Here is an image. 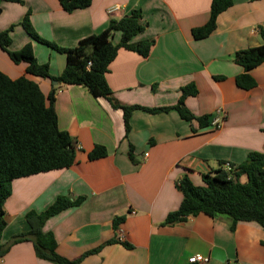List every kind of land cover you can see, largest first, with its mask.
<instances>
[{
    "label": "crops",
    "instance_id": "crops-1",
    "mask_svg": "<svg viewBox=\"0 0 264 264\" xmlns=\"http://www.w3.org/2000/svg\"><path fill=\"white\" fill-rule=\"evenodd\" d=\"M212 1L92 0L89 8L72 13L58 0L3 4L0 32L15 26L11 50L31 45L38 62L48 65L54 77L65 70L67 57L26 33L21 23L28 11L38 35L66 49L105 31L111 20L141 11L147 29L135 41L155 44L147 58L126 49L118 52L107 74L114 97L126 106L173 107L183 88L194 84L197 95L189 96L185 105L197 117L211 115L212 125L194 133L198 124L183 120L176 110H136L125 138L122 110L94 98L83 86H61L55 104L58 125L75 140L76 163L14 180L2 236V243L11 247L0 264H53L40 259L28 239L12 242L30 231L29 212H44L60 196L85 198L81 206L62 211L44 226V232L54 234L58 253L68 260L102 247L80 264H190L189 258L198 255L209 257L210 264H264V229L256 222H240L232 231L229 216L199 215L163 225L183 201L177 184L184 175L202 186L203 175L223 164L238 166L250 152L264 154V63L250 72L257 86L243 90L236 78L244 69L235 61L237 52L262 44L264 0H233L212 35L196 40L192 31L209 21ZM111 7L119 9L110 15ZM119 41L116 33L114 43ZM26 69V63H13L0 49V71L5 75L16 80L26 76ZM27 77L45 96L56 87L49 79ZM217 118H222L220 127L213 125ZM95 146L105 147L107 157L90 160ZM117 218L123 220L115 229ZM110 241L114 243L106 245Z\"/></svg>",
    "mask_w": 264,
    "mask_h": 264
},
{
    "label": "trees",
    "instance_id": "trees-1",
    "mask_svg": "<svg viewBox=\"0 0 264 264\" xmlns=\"http://www.w3.org/2000/svg\"><path fill=\"white\" fill-rule=\"evenodd\" d=\"M58 1L67 13L87 9L92 5V0ZM4 3L24 2L0 0V15ZM233 4V0H213L209 21L206 25L194 29L193 37L202 40L212 35L217 29L218 17ZM30 17L31 11H28L21 23L26 33L39 43L66 55L67 65L60 76L54 77L50 74L48 65L38 62L31 45L18 51L11 50L15 26L0 32V49L8 54L13 63L27 64L26 76L16 80L0 71V259L7 255L11 247L2 243V236L8 226L5 203L12 195L14 180L68 169L76 163L75 140L68 132L61 131L58 125L55 104L57 91L61 86H83L94 98L105 99L113 109L122 110L125 138L131 131V119L136 110L150 114L176 110L183 120L198 124V128H193L194 133L212 125L211 115L197 117L185 105L189 96L197 95L194 84L183 88L179 103L173 107L126 106L114 97L107 82V74L118 52L126 49L147 58L155 44L154 40L135 41V38L147 29V25L142 22L141 11H133L119 20H111L105 31L81 40L73 49L62 48L41 38L32 26ZM116 33L120 34L118 44L114 43ZM260 37L262 44L259 47L248 48L235 55L236 63L244 69L236 78V85L240 89L251 90L257 86L250 72L264 63V31L260 32ZM27 75L56 81L57 85L48 96H45L40 86ZM107 155L105 147L95 146L89 154V159L98 160ZM129 155L133 159V147L130 148ZM234 167L236 168L234 178H229V175L220 168L213 173L204 174L202 186L194 185L189 176L184 175L177 184L183 201L178 210L167 216L163 225L185 222L188 218L199 215L210 217L226 215L232 219V231H235L240 222H256L264 229V154L250 152L244 163ZM242 177H246L247 180L242 182ZM84 200L83 197L72 200L60 196L44 212H29L26 219L30 231L15 237L12 244L28 239L34 244L39 258L53 264H80L84 257L99 253L102 247L88 252L79 260H68L58 253V243L54 234L44 232V226L51 217L64 210L81 206ZM122 220L121 218L114 220L115 229H118ZM112 243L114 242L110 241L106 245ZM124 245L131 247L129 244Z\"/></svg>",
    "mask_w": 264,
    "mask_h": 264
},
{
    "label": "built area",
    "instance_id": "built-area-1",
    "mask_svg": "<svg viewBox=\"0 0 264 264\" xmlns=\"http://www.w3.org/2000/svg\"><path fill=\"white\" fill-rule=\"evenodd\" d=\"M118 9H119L118 7H111L108 9L107 12H108V14L111 15V14H114L116 11H118ZM90 66H91V63L88 64V67H90ZM218 114L222 115L223 112L218 111ZM221 119L217 118L213 122V125H215L216 127H220ZM222 170L229 175V178H234L236 168L231 163L223 164ZM189 263L190 264H210V258L207 256H199V255L198 256H192L191 258H189Z\"/></svg>",
    "mask_w": 264,
    "mask_h": 264
},
{
    "label": "water",
    "instance_id": "water-1",
    "mask_svg": "<svg viewBox=\"0 0 264 264\" xmlns=\"http://www.w3.org/2000/svg\"><path fill=\"white\" fill-rule=\"evenodd\" d=\"M53 84H54V85H57V82L55 81V82H53Z\"/></svg>",
    "mask_w": 264,
    "mask_h": 264
}]
</instances>
